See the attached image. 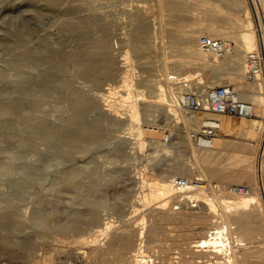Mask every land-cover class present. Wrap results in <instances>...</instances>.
<instances>
[{"label":"bare ground","instance_id":"obj_1","mask_svg":"<svg viewBox=\"0 0 264 264\" xmlns=\"http://www.w3.org/2000/svg\"><path fill=\"white\" fill-rule=\"evenodd\" d=\"M98 1L101 3V0ZM98 1L28 0L29 10L27 8L26 11L30 12L25 11L28 14L26 18L23 16L19 21L16 19L18 23L13 39L16 54L14 53L13 62L10 60L9 63L14 66L15 73L11 75V70V74L7 75L0 66V76L8 82H14L12 86L6 85L4 91H17V96L14 102L1 103L0 112L5 115L12 114L15 110L19 112L13 117L20 115L23 124L29 126L28 134L26 132L24 135L22 130L26 141L41 138L46 141L45 144L49 142L53 147L58 143V147H62V144L76 147L83 141L100 139L104 133L100 120L106 119L104 124H107V128L120 132L116 135L119 147L122 144L118 140L123 143L125 141L130 146L129 152L138 155L147 143L146 138H149L154 143V152L143 157L144 160L150 156L142 169L140 167L135 170L132 177L135 176L134 183L137 186L131 187L130 191L126 187L128 185L122 186L124 191H120L119 201L115 202L117 214L108 207L110 203L103 192L99 191L90 199L92 207L89 209L88 220L86 219L89 221L87 228L82 225L86 213L75 209L70 214L68 212L69 215L60 217L57 216L58 205L53 204V195L56 197V192L67 191V181L79 180L77 171L80 167L82 169L83 164L77 165L76 162L77 166L73 163V166L68 167L64 160H60L58 163L62 165L59 164L54 172L44 171L45 174L41 170L37 171L35 164L26 166L24 172H28L31 178L24 174L26 178L18 181L22 185L29 183L31 186L36 178H41L45 180L43 183L40 179L44 189L33 190L32 184L29 193L25 194L30 205H24L25 207H20L17 203L22 192L15 188L17 192L7 193L8 189L0 190V202L5 200L0 206V219H4L3 222L7 225L15 223L11 233L0 234V253H7L8 264H29L30 260L25 257L35 259L37 263L45 255V251L60 250L59 242L65 240L69 230L75 229L78 232L76 231L77 234L72 239L73 245L69 252L77 260L85 251L80 245L82 240L95 246L104 243L101 242V237H106L111 248L119 246L127 237H133L136 245L131 253L127 250L130 253L128 264H160L161 259L153 257L156 250L159 253L161 250L165 251L162 260L164 264H264V240L250 239V234H245L253 231L254 222L259 229L264 230V195L256 189L248 194H238L219 192L211 188L209 192L200 194L198 206L182 209L170 207L179 191L198 193L187 188H178L172 179L177 174H201L223 184L238 181L256 183L257 147L252 140L260 136L264 125V77L250 82L245 78L244 71L247 53L257 48L260 41H264V0H196L200 4L197 10H193V0H157L158 8L161 11L166 10L164 14H168L161 18L158 25L157 21L152 23L144 15L146 8L151 6L150 0H123L122 10L129 16L124 26L126 43L122 36L112 41L113 29L109 30V19L103 21L101 18L107 12L106 8L103 12L100 8L104 4L99 5ZM110 2L112 1L109 0L107 5ZM201 12L205 16H200ZM200 32L234 40V52L219 58L214 53L203 50L197 41ZM166 35L175 37L166 39ZM127 43L131 44V49L125 48ZM153 50L156 52L154 56L151 54ZM61 73L67 77L59 81L57 77ZM223 82H233L240 95L254 103L255 114L251 117L222 115L223 126L216 138L215 147L197 148L191 138V131L198 127L199 117L176 106L174 95L196 86L204 88L206 85ZM36 91H50L55 97L63 95L68 101H72L74 111L67 116L49 117L42 108L43 96L39 98L37 95L41 93L37 92L36 95ZM71 103L68 105L71 106ZM97 108L99 111L93 114H96L93 119L83 118V111H94ZM161 118L166 119L172 129V138L168 143L163 141L166 123H160ZM234 135L237 138L232 137ZM115 147L118 152L119 149L122 150L118 145ZM261 147H264V136ZM9 157L7 162H12V154ZM153 158L155 160H151ZM24 162L27 163L22 160L19 163ZM3 164L7 169L14 165L10 162ZM123 165L125 167L127 163ZM7 169L5 170H10ZM13 172L12 170L10 174H14ZM29 180H32L31 184ZM16 181L14 182L19 186H15L20 187ZM79 185L71 190L75 189V193L82 197L85 193L79 191V187L83 184ZM1 194L7 195L2 197ZM148 211H153L158 215L157 219L165 223L187 224L185 233H182L184 238L180 234L185 242L175 244L173 236L172 240L171 234L166 233L172 244L165 243L163 239L164 243L162 240V244L158 241L159 247L153 253L147 250L143 226ZM140 223L143 225L136 230L135 226ZM30 226L34 228L30 229ZM214 228L216 233L210 236L209 231ZM158 231L153 234H158ZM178 237L177 240L180 239ZM54 243L57 246H53ZM255 248L262 250V254L255 258L257 261L250 262L254 259L250 251ZM177 251L180 252L179 255L173 253ZM128 252L124 253L127 255ZM167 253H171V256H167ZM56 261L55 264H65L63 259Z\"/></svg>","mask_w":264,"mask_h":264},{"label":"rangeland","instance_id":"obj_2","mask_svg":"<svg viewBox=\"0 0 264 264\" xmlns=\"http://www.w3.org/2000/svg\"><path fill=\"white\" fill-rule=\"evenodd\" d=\"M98 1V0H97ZM105 1V2H104ZM112 2H110L108 5L107 3L109 2V0H101V3L100 1H98V4L99 5H102L104 4L103 6H101V10H103V12H105V14H102L101 15V18L103 21H105V19H109V30L113 29L112 32H113V36H112V41H115V39L118 38V36H122L123 39H125L124 43H126L127 39L125 37L126 35V27L125 24L127 23V19L129 18V16L127 15V13L125 11L122 10V5H123V0H110ZM194 3L192 5V7L194 6L193 10H197V7L200 5L199 3H196V0H193ZM249 1V0H248ZM151 2V8L148 7L146 8L147 10L144 11V15H145V18L147 17L148 20H151L152 23L153 21H157V25L159 24L158 22L161 20V18L165 17L167 11L164 10V11H161L159 8H158V1L157 0H150ZM201 2V1H200ZM28 0H0V66L3 67L4 69V72L8 75V74H11L13 75V73H15V68L12 64H9L11 62H13L14 58H15V43L13 44V42H15V40L13 41L14 36V32H15V29H16V25H17V21L16 19H18V21L20 20V18H22L23 16H26L29 13L30 11L29 8H28ZM117 6H116V4ZM153 3V4H152ZM199 4V5H198ZM112 7H111V6ZM115 5V6H113ZM108 6V7H107ZM110 6V7H109ZM28 8V10L26 11V9ZM106 8V10H105ZM157 8V9H156ZM109 12H108V10ZM150 9V10H149ZM20 12H19V11ZM105 10V11H104ZM121 10V11H120ZM26 11V12H25ZM166 11V12H165ZM25 12V14H23ZM112 12V13H111ZM114 12V13H113ZM149 12V13H148ZM146 13V14H145ZM160 13V14H159ZM163 14V15H162ZM105 15V17L103 16ZM110 15V16H109ZM209 15V14H208ZM168 16V14L166 15ZM200 16H205L204 14L202 15V12L200 13ZM207 16V15H206ZM18 17V18H17ZM128 17V18H127ZM158 17V18H157ZM127 18V19H126ZM154 18V19H153ZM127 20V21H126ZM126 21V22H124ZM16 23V24H15ZM123 25V26H122ZM112 27V28H111ZM117 29V30H116ZM115 30V31H114ZM116 32V33H115ZM119 32V33H118ZM202 33V32H200ZM124 35V36H123ZM173 38L175 36L173 35H166V39L168 38ZM115 38V39H114ZM12 39V40H11ZM183 44V43H182ZM13 45V46H12ZM129 47L130 49L132 48L131 44L130 43H127L125 45V48ZM168 49V48H167ZM158 51L161 52V49L158 48ZM177 50H175L176 52ZM154 52V53H153ZM158 52V53H159ZM181 52V51H180ZM15 53V54H14ZM155 51L153 50L152 51V56L155 55ZM14 54V55H13ZM6 58V59H5ZM220 58V57H219ZM13 59V60H12ZM11 60V62H10ZM3 61V62H2ZM5 67V68H4ZM7 68V69H6ZM12 68V69H11ZM9 70V71H8ZM12 70V72H11ZM11 72V73H9ZM64 77H67V75L65 76L63 73H61L59 75V77H57V79L60 81L61 78H64ZM57 80V81H58ZM7 82V83H6ZM12 83V84H11ZM14 84L13 81H7L6 79H4L3 76H0V110H1V106L3 103H5V101L7 102H14L15 99H16V96H17V91H4V88L6 87V85L8 86H12ZM3 87V89H2ZM37 92L41 93V97L39 95H37ZM47 92V93H46ZM50 91H36V95L39 97V98H42V108L45 109V112H47L46 114H48L49 117L53 118V117H61L60 115H69L70 112H73V108H72V101H68V99H66V97H64L63 95L60 96H53L52 94L49 93ZM49 93V94H48ZM12 94V95H11ZM43 94V95H42ZM47 95V96H46ZM51 96V97H49ZM54 99H53V97ZM47 97V98H46ZM3 99V100H2ZM9 99V100H8ZM52 99V100H51ZM60 99V100H59ZM2 103V104H1ZM46 103V104H45ZM67 103V104H66ZM71 103V106L68 105ZM46 106H45V105ZM48 104V105H47ZM51 106V107H50ZM47 107V108H46ZM74 107V106H73ZM52 110V111H51ZM17 110L14 111V113L12 114H2V112H0V186L2 185L1 183L5 184V188H2L4 186H1L0 187V190H7V193L8 192H14V191H18V192H22V193H18L20 198H18L17 200V203H19V206L20 207H25L26 205H30V202H28V199H27V195L25 194H28V190L31 188L32 184V188L31 189H35V190H40L41 188H43L44 184H42L43 180L44 179H41V178H36L35 181H33V183L29 180L30 185H28L29 183H27L26 185L28 186V188L26 189L23 183V185L20 183V181H22L23 179L26 178V176L28 178H31L30 176H28V172H24V169L26 168V166H29L31 164H35V166L37 167V171H40L42 172L43 174H45L44 171H46V173L48 172H54L61 164V163H58L60 160H64L68 167L70 166H77V165H81L83 164V167L81 169H78V174L80 176L79 180L78 181H67V184H66V188H67V191H65L64 193L63 192H56L55 195L56 197L53 195V204L54 205H58V211H57V216H60V217H64L63 215H69L70 213L74 212L75 211H78L80 213L83 212L86 213V215H84V221L86 222H83L82 225H84V228H87L88 225H89V221L87 222V218L89 216V213H90V208L92 207L91 205V201L90 199L94 198L98 193L99 191L100 192H103L105 195H106V199H108L107 201L110 203L108 205V207L110 208V210H114L115 211V214L118 213V211H116V207H115V202H118L119 201V196L121 192L124 191V187L122 186H126L127 189H129V191L131 190V187H135L137 186V183H134L135 182V176L134 178L132 177L133 174H135V170L139 169H142L144 167V163L148 160V158H150V156L146 159L143 160V157L145 158L149 152H154V143H152L151 141H149V138H146V145L144 146L143 150L142 151H139L138 155L136 153H133V152H129V149H130V146L129 144L127 145V143L124 141V143L122 141H119L118 142L120 143V145L122 144V146H120L122 148V150L120 151L119 149V152L117 151L116 149V145H118L119 147V144H117V134L120 133L118 130H110L111 128H107V124H104L105 120L106 119H101L100 120V124L102 126V130H103V134L101 136L100 139L96 140V141H92V142H88V141H83L81 142L80 144H78V146L76 147H72V145L70 144H62L60 146L62 147H58L59 143L57 145H53L50 144L49 145V142L47 144L46 141L42 140L41 138H36L35 140L33 139L32 140H29L26 141L25 138H24V135H26V132L27 134L29 133V126H25V124H23V121L21 120L22 118H19L20 115H17V116H14L13 115H16V114H19V112L17 113L16 112ZM51 111V112H50ZM68 111V113L66 112ZM83 111V118L84 119H89L91 120V118L93 119L95 115H93L94 113H96V111H99V108H97L96 110H89V111ZM44 112V111H43ZM54 112V113H53ZM62 112V114L60 113ZM91 112V114H90ZM66 113V114H65ZM54 114V115H53ZM4 115V116H3ZM12 115V116H11ZM87 115V116H86ZM62 116V117H64ZM13 117V118H12ZM16 117V118H15ZM18 117V118H17ZM12 118V119H11ZM15 118V119H14ZM19 121H18V120ZM2 120V121H1ZM4 121V122H3ZM18 121V122H17ZM22 123H21V122ZM107 121V120H106ZM3 122V123H2ZM160 123H166V126H165V129L167 127H171L169 123H167V120L164 119V118H161L159 120ZM5 123V125H4ZM22 125H21V124ZM106 123V122H105ZM6 124H9L8 126ZM12 126H11V125ZM264 124V123H263ZM2 126V127H1ZM26 128H24V127ZM105 126V127H104ZM28 128V129H27ZM6 129V130H5ZM27 129V130H25ZM25 133H23L22 132ZM114 131V132H113ZM118 132V133H117ZM13 133V134H12ZM115 133V134H114ZM261 134H259L260 136H257V139H254L252 140L254 142V145L255 147H257V151H256V164H257V159L259 157V154H260V151H261V145L263 144V136H264V125L262 127V130L260 132ZM22 134H24L22 136ZM19 136V137H18ZM221 136V135H220ZM234 138H237L236 135L232 136ZM14 138V139H13ZM17 138H19L18 141ZM23 142H22V140ZM39 139V140H38ZM262 139V140H261ZM25 140V142H24ZM37 140V142H36ZM42 140V141H41ZM111 141V142H110ZM29 142V143H28ZM35 142V143H33ZM41 142V143H40ZM21 143H24L23 145ZM37 143V144H36ZM115 143V144H113ZM31 144V145H30ZM19 145H20V148H19ZM80 145V146H79ZM27 146V147H26ZM57 148H56V147ZM68 146H71V147H68ZM113 146V147H112ZM18 147V148H17ZM34 147V148H33ZM43 147V148H42ZM52 147V148H51ZM80 147V148H79ZM119 147V148H120ZM125 147V148H124ZM21 148H24V149H21ZM30 148V149H29ZM41 149L39 151V149ZM70 148H72L71 150H69ZM149 148V149H148ZM16 152H14L15 150ZM26 149V150H25ZM38 149V150H37ZM68 149V150H67ZM75 149V151L73 150ZM43 150V151H42ZM46 150V151H45ZM58 150V151H57ZM13 151V152H12ZM36 151H39V152H43L45 151V153H37ZM57 151V152H56ZM114 152V153H113ZM16 155H15V154ZM23 155H22V154ZM65 153V154H64ZM132 153V154H131ZM9 154V155H8ZM12 154L13 157L12 158V162L9 161L10 160V155ZM39 154V155H38ZM134 154V155H133ZM146 154V155H145ZM27 155V156H26ZM46 155V156H45ZM63 155V156H62ZM122 155V156H121ZM137 155V156H136ZM18 156V157H16ZM48 156V157H47ZM131 156V157H130ZM134 156V157H133ZM23 157V158H22ZM25 157V159H24ZM39 157V158H38ZM41 157V158H40ZM7 158L9 159L8 161L14 165H11L8 167V169H10L9 171H6L5 169L6 166H4L3 163H9L7 162ZM59 158V159H58ZM126 158V159H125ZM20 159V160H19ZM27 159V160H26ZM30 161H29V160ZM31 159H32V162H31ZM48 159V160H46ZM51 161H50V160ZM4 160L6 162H4ZM14 160V161H13ZM17 160H19V162L22 161H26L27 163L25 164H22V163H19ZM151 160H155V158L151 159ZM17 161V162H16ZM122 161V162H121ZM3 162V163H2ZM29 162V163H28ZM76 162H77V165H76ZM134 162V163H133ZM137 162V163H136ZM18 163V164H17ZM52 163V164H51ZM74 163V164H73ZM125 167H123L124 165L123 164H126ZM143 163V164H142ZM2 164V165H1ZM28 164V165H27ZM58 164V165H57ZM84 164L86 165L84 167ZM136 164V165H135ZM18 165V166H16ZM21 165V166H19ZM24 167H23V166ZM62 165V164H61ZM42 168H40V167ZM136 166V167H135ZM143 166V167H142ZM150 166V165H149ZM18 167V168H17ZM121 167V168H120ZM3 168V169H2ZM40 168V169H39ZM125 170H123V169ZM135 168V169H134ZM7 169V170H8ZM23 169V171H22ZM12 170L14 171L13 173L14 174H10L12 172ZM15 170H16V173H15ZM43 170V171H42ZM155 170L158 172L159 169L155 168ZM6 174H3L5 173ZM24 172V173H23ZM137 172V171H136ZM23 173V174H22ZM3 174V175H2ZM9 176H8V175ZM24 174L26 176H24ZM6 175V176H5ZM12 175V176H11ZM14 175V176H13ZM111 176V177H110ZM6 177V179H4ZM24 177V178H23ZM15 179L20 180L18 181V183L20 184V187H17L19 185H17L14 181H16ZM33 179V178H32ZM41 179V181H40ZM34 180V179H33ZM49 180V179H48ZM133 180V181H132ZM16 181V182H17ZM14 182V183H13ZM40 182V183H39ZM45 182V180H44ZM43 182V183H44ZM47 182V181H46ZM78 182V183H77ZM120 182V183H119ZM130 182V183H129ZM238 182H245V181H238ZM7 183V184H6ZM13 183V184H12ZM81 183V184H80ZM122 183V184H121ZM126 183V184H124ZM134 183V184H133ZM229 183H232V182H229ZM248 183V182H247ZM40 186H38V185ZM76 184V185H75ZM80 184V185H79ZM83 184V186H82ZM85 184V185H84ZM94 187H92L91 185ZM224 184H228L227 183H224ZM8 185V186H7ZM17 185V186H15ZM37 187H36V186ZM75 185V186H74ZM79 185V186H82L81 188L79 187V191L85 193L84 196L80 197L79 195H77L75 192V189L74 190H71V188L75 187ZM91 187H89V186ZM26 186V187H27ZM30 186V187H29ZM72 186V187H71ZM12 187V188H11ZM35 187V188H34ZM40 187V188H39ZM99 187V188H98ZM121 187V188H120ZM14 188L16 190H14ZM19 188V189H17ZM91 188V189H90ZM93 188V189H92ZM13 189V190H12ZM78 189V188H77ZM82 189V190H80ZM84 189V190H83ZM123 190V191H122ZM126 190V188H125ZM16 191V192H17ZM121 191V192H120ZM133 191V190H132ZM131 191V193H133ZM3 195V194H1ZM5 195V194H4ZM2 196V197H5V196ZM76 195V196H75ZM119 195V196H118ZM78 196V197H77ZM66 197V198H65ZM81 199H80V198ZM26 198V199H25ZM78 198V199H77ZM89 198V199H88ZM133 198V197H132ZM73 199V200H72ZM80 199V201H78ZM118 200V201H116ZM21 201V202H19ZM23 201V202H22ZM29 203H27V202ZM113 201V202H112ZM3 203H5V200H2ZM0 202V206H1V203ZM27 203V204H26ZM84 203V205H83ZM114 203V204H113ZM73 204V205H72ZM25 205V206H24ZM263 214H264V201H263ZM72 207V208H71ZM172 207V205L170 206ZM70 208V210H69ZM173 208V207H172ZM188 208V207H187ZM67 209V211L65 210ZM79 209V210H78ZM182 209V208H181ZM84 210V211H83ZM102 211H105V210H102ZM251 211V210H249ZM69 212V214H68ZM248 212V211H247ZM60 213V214H58ZM153 214V215H152ZM0 218H2L0 216ZM158 218V215L153 213V211H148L147 212V215H146V222L144 223V226L143 228L145 229V233H146V236L144 237L145 238V242H146V247H147V250L149 249L150 252L153 253L154 249L159 247V244L157 243H160L161 240L162 242L164 243H168V244H172V236L173 238L175 239L173 242L176 244V242H185L184 240L185 239H182V237L184 238V231L187 229L186 225L185 224H181V223H177V222H173V223H165L163 221H160L157 219ZM87 219V220H86ZM4 219H0V234H3V233H11V230L14 229V222H12L10 225V223H8V225L6 223L3 222ZM258 222V221H257ZM261 222V221H260ZM264 222V221H263ZM14 223V224H13ZM256 223V222H254ZM252 225V230L253 231H248L246 232L245 234L246 235H249L250 239H261V240H264V235L262 236L264 230L261 228L259 229L258 226H257V223ZM141 224V223H140ZM137 225L135 226L136 230L139 229L140 226H142L143 224L141 225ZM259 225V224H258ZM132 227H134L133 225H131ZM7 227V228H6ZM168 227V228H167ZM31 228H34V226H30V229ZM258 230H257V229ZM159 230L158 234L154 235L153 233L154 232H157V230ZM171 229V230H170ZM2 230V231H1ZM5 230V231H4ZM10 230V232H9ZM169 230V232H168ZM76 231L78 232V230H75V229H72V230H69L68 234H66V238H65V242H59L61 244L60 246V250H50V251H45L44 252V256L40 259H38L37 263H36V260L35 259H32L31 257L27 258L25 257V259H29L30 263L29 264H54L57 262L56 260L60 259L65 262V264H96L99 259H102L100 261H98L97 264H128V262L130 260L129 257H130V253H131V249L135 247V241H133V237H127V239L122 242L124 243V245L122 243L119 244V246H115V247H118V248H115V247H109L108 245V238L104 237L102 238L101 237V242L103 241L104 243H101V244H97V245H92L84 240H82V242L80 241V245L82 246L81 248L83 250H85L82 255L79 257V259L77 260L73 255L70 254L69 252V249L72 247L73 245V242H72V239L74 237L76 233ZM163 231V232H162ZM166 231V232H165ZM257 233H256V232ZM262 231V232H261ZM172 232H173V235H172ZM166 233L168 235L171 234L170 239L169 236H166ZM176 233H177V236L180 237V234H182L180 237V241L176 239ZM253 233V234H251ZM258 236H257V235ZM256 235V236H255ZM175 236V237H174ZM253 236V237H252ZM147 237V239H146ZM166 237V238H164ZM178 237V238H179ZM248 238V236H246ZM132 239V240H131ZM152 239V240H151ZM163 239H165L163 241ZM249 239V238H248ZM84 241V242H83ZM160 241V242H158ZM168 241V242H167ZM156 242V243H155ZM162 242L160 244H162ZM71 245H70V244ZM88 243V244H87ZM132 245H131V244ZM177 243V244H178ZM55 244V245H54ZM53 246H57L56 243H54ZM67 244V245H66ZM104 244V245H103ZM155 244H157V246H154ZM185 244V243H184ZM100 245V246H99ZM121 245V246H120ZM125 245H128V246H125ZM179 245V244H178ZM63 246V247H62ZM87 246V247H86ZM102 246V247H101ZM107 246V247H105ZM132 246V247H131ZM96 247V249L94 248ZM131 247V248H129ZM179 247V246H177ZM177 247H175L177 249ZM68 248V249H67ZM99 248V249H98ZM101 248V249H100ZM104 248V250H102ZM108 248V249H106ZM126 248V249H125ZM66 249V250H65ZM94 249V250H93ZM121 249V250H120ZM174 249V248H172ZM91 250V251H90ZM107 250V251H106ZM110 250V251H109ZM115 250V251H114ZM120 250V252H119ZM125 250V251H124ZM130 252H128V251ZM260 249H253L251 250V256L254 258L253 260H251L250 262H255L257 261L255 258H257L258 256H260L262 254V250ZM99 251V252H97ZM122 251V252H121ZM160 251V250H159ZM56 252V253H55ZM93 252V253H92ZM124 252H128L127 255L126 253ZM55 253V254H54ZM90 253V254H89ZM92 253V254H91ZM95 253V254H94ZM98 253V254H97ZM125 256H123V254ZM161 253V254H160ZM158 252V250H156V252H154L153 254V257L157 258L158 259H161V262H159L160 264H164L162 263V260L164 259V252ZM172 253V252H171ZM171 253L168 254L167 253V256L170 255L171 256ZM174 254H179L180 252L177 251V252H173ZM6 252L4 251H1L0 253V258H1V262L2 264L7 263V259H6ZM46 254H47V257H46ZM120 254V255H118ZM164 254V255H163ZM49 255H50V259H49ZM68 255V257H67ZM90 255L91 258H90ZM103 255V256H102ZM58 257L57 259L55 258ZM105 256V257H104ZM128 256V257H127ZM89 257V258H88ZM113 257V258H111ZM116 259H115V258ZM124 257V258H123ZM97 258V259H96ZM126 258V259H125ZM174 257H170V259H173ZM177 259H179V257H175ZM181 258V257H180ZM95 261H94V260ZM106 259V260H105ZM108 259V260H107ZM110 259V260H109ZM115 259V262L113 261ZM118 259H120L118 261ZM6 260V261H5ZM41 260V261H40ZM54 260V261H53ZM88 260V262H87ZM93 260V261H92ZM77 261V262H75ZM103 261V262H102ZM108 261V262H107ZM182 261V260H181ZM67 262V263H66ZM86 262V263H85ZM94 262V263H93ZM100 262V263H99ZM117 262V263H116ZM122 262V263H121ZM158 263V261H157ZM193 264H198L197 262L196 263H193ZM202 264V263H201ZM213 264V263H212Z\"/></svg>","mask_w":264,"mask_h":264},{"label":"built area","instance_id":"obj_3","mask_svg":"<svg viewBox=\"0 0 264 264\" xmlns=\"http://www.w3.org/2000/svg\"><path fill=\"white\" fill-rule=\"evenodd\" d=\"M197 41L200 48L214 53L217 57L230 55L235 50V41L227 37L201 33ZM244 76L250 82L259 81L264 77L263 40L260 41L257 48L247 53ZM174 103L180 109L198 115V127L191 131V138L195 146L200 149L215 147L216 138L223 126L222 115L251 117L255 114L254 103L249 99L243 98L233 82L206 85L204 88L196 86L183 90L174 95ZM164 130L163 141L168 143L172 138V129L167 127ZM260 149L256 164L255 184L247 182L223 184L201 174L191 176L177 174L172 179L178 188H187V190L197 191L199 194L191 191L186 192L185 190L179 191V195L172 202V207L180 209L198 206L200 194L209 192L211 188L219 192L227 191L238 194H248L256 189L261 195H264V147ZM214 233H216L215 228L209 231L210 236Z\"/></svg>","mask_w":264,"mask_h":264}]
</instances>
